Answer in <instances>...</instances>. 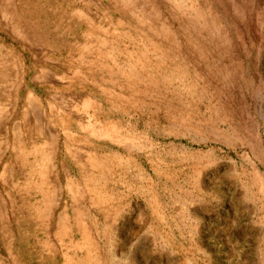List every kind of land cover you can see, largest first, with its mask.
Masks as SVG:
<instances>
[{"label": "rangeland", "instance_id": "rangeland-1", "mask_svg": "<svg viewBox=\"0 0 264 264\" xmlns=\"http://www.w3.org/2000/svg\"><path fill=\"white\" fill-rule=\"evenodd\" d=\"M29 1L73 85L77 181L0 171V264H264V0ZM183 53L209 66L186 119L121 113L135 60Z\"/></svg>", "mask_w": 264, "mask_h": 264}, {"label": "crops", "instance_id": "crops-1", "mask_svg": "<svg viewBox=\"0 0 264 264\" xmlns=\"http://www.w3.org/2000/svg\"><path fill=\"white\" fill-rule=\"evenodd\" d=\"M49 3L47 11L54 13L79 8L78 0ZM31 13L29 0H0V171H8L12 164V171L30 173L37 170L31 164L44 162L45 185L52 179L61 185L63 180L74 183L78 144L64 122L77 113L66 102L73 97V85L61 78L59 51H40L47 40L39 30H32L40 17L33 20ZM75 178L76 182V173ZM60 218H75L73 208H62Z\"/></svg>", "mask_w": 264, "mask_h": 264}, {"label": "bare ground", "instance_id": "bare-ground-1", "mask_svg": "<svg viewBox=\"0 0 264 264\" xmlns=\"http://www.w3.org/2000/svg\"><path fill=\"white\" fill-rule=\"evenodd\" d=\"M204 62L201 56L186 55L185 53L165 54L162 56L148 55L141 58L139 61L138 59L137 61L135 60V68H132L130 73L126 74L127 82H129L127 85L122 86L120 89L121 91H119V93L121 92L120 95L115 96V98L122 100V102L127 101V103L121 106V113H128L133 109L139 110L138 107L134 105L137 102H141L145 107L151 108L154 118L159 119L158 121H160L161 112H164L166 116L172 118L173 121L180 118L186 119L187 114L191 113L190 109H192V107L190 108V106H192V101H188L189 99L187 100L183 95L184 90L181 86L189 80L188 76L191 68H197V70L203 67L209 68ZM138 65L140 74L136 72ZM179 71L188 73L185 78L181 76L184 79H181L180 82V76H178ZM122 73L124 74V72ZM190 79H192V75ZM189 96H187V98Z\"/></svg>", "mask_w": 264, "mask_h": 264}]
</instances>
